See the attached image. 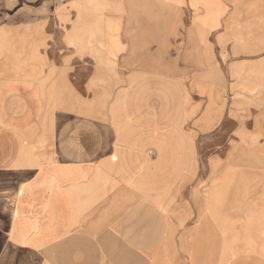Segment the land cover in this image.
<instances>
[{"label": "crops", "instance_id": "crops-1", "mask_svg": "<svg viewBox=\"0 0 264 264\" xmlns=\"http://www.w3.org/2000/svg\"><path fill=\"white\" fill-rule=\"evenodd\" d=\"M196 1L0 26V264H264V70H211L210 49L260 33Z\"/></svg>", "mask_w": 264, "mask_h": 264}, {"label": "rangeland", "instance_id": "rangeland-1", "mask_svg": "<svg viewBox=\"0 0 264 264\" xmlns=\"http://www.w3.org/2000/svg\"><path fill=\"white\" fill-rule=\"evenodd\" d=\"M69 1L71 0H0V26H15L20 23L36 24L43 22L46 18L47 20L51 18V21L55 22V16L52 14L54 7ZM220 6L222 7V12L219 14L220 23L231 29L236 27L243 39L259 31L261 41L260 46L257 47L242 44L241 47L234 48L232 41L225 48L211 46V58L213 55L217 58V61L213 58L214 66L211 64V70H220L229 74H233V71L264 70V0H220ZM190 19V16L182 15V22H189ZM212 39L213 37L211 41ZM245 81H250V79ZM252 81L257 82L258 87H264V78ZM220 95L223 96V94ZM224 97L226 98L225 94ZM231 145L230 143L210 142L209 146H204V152L208 150L210 156L222 157L231 149ZM240 225L243 226V224L233 222L226 223V248L228 250L233 247V237L240 231ZM213 234V230L210 229V235L213 236ZM211 246H214L213 238H211Z\"/></svg>", "mask_w": 264, "mask_h": 264}]
</instances>
